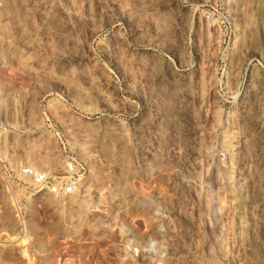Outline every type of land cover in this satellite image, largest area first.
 Returning a JSON list of instances; mask_svg holds the SVG:
<instances>
[{"label": "rangeland", "instance_id": "374dc122", "mask_svg": "<svg viewBox=\"0 0 264 264\" xmlns=\"http://www.w3.org/2000/svg\"><path fill=\"white\" fill-rule=\"evenodd\" d=\"M262 92L264 0H0V264H264Z\"/></svg>", "mask_w": 264, "mask_h": 264}, {"label": "built area", "instance_id": "2783aa9c", "mask_svg": "<svg viewBox=\"0 0 264 264\" xmlns=\"http://www.w3.org/2000/svg\"><path fill=\"white\" fill-rule=\"evenodd\" d=\"M75 168L76 166L73 161L67 165V170L70 173H72ZM20 172L23 177L31 180L37 188L49 190L52 194L66 195L72 191L71 182L63 180L61 177L50 176L30 166H23Z\"/></svg>", "mask_w": 264, "mask_h": 264}, {"label": "bare ground", "instance_id": "6f19581e", "mask_svg": "<svg viewBox=\"0 0 264 264\" xmlns=\"http://www.w3.org/2000/svg\"><path fill=\"white\" fill-rule=\"evenodd\" d=\"M261 95L264 96V92H262ZM214 163H216V162H214ZM216 165H217V164H216ZM31 166H32L33 168L37 169L36 166L34 167L32 164H31ZM215 167H216V166H215ZM218 171H219V170H218ZM42 172H43V171H42ZM44 173H45V172H44ZM46 174H47V173H46Z\"/></svg>", "mask_w": 264, "mask_h": 264}]
</instances>
